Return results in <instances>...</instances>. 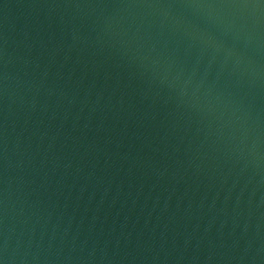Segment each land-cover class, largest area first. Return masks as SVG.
<instances>
[{"label":"water","instance_id":"1","mask_svg":"<svg viewBox=\"0 0 264 264\" xmlns=\"http://www.w3.org/2000/svg\"><path fill=\"white\" fill-rule=\"evenodd\" d=\"M0 264H264V0H0Z\"/></svg>","mask_w":264,"mask_h":264}]
</instances>
